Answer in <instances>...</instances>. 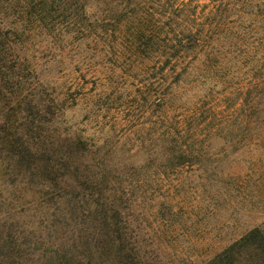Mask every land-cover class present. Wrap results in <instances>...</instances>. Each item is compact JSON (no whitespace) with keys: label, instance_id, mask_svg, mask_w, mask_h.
Listing matches in <instances>:
<instances>
[{"label":"rangeland","instance_id":"1","mask_svg":"<svg viewBox=\"0 0 264 264\" xmlns=\"http://www.w3.org/2000/svg\"><path fill=\"white\" fill-rule=\"evenodd\" d=\"M11 1L0 0V245L13 257L0 264H115L98 259L100 223L61 177L79 163L66 150L76 138L107 161L110 237L152 264H205L249 231L264 234V18L248 47L259 54L221 59L204 86L208 44L171 67L157 49L142 55V31L158 23L146 0H86L82 14L60 8L43 25ZM173 2L189 13L177 32L203 24L205 42H219L227 29L209 28L211 0ZM188 113L186 165L142 172L147 151L164 165L156 139Z\"/></svg>","mask_w":264,"mask_h":264},{"label":"trees","instance_id":"2","mask_svg":"<svg viewBox=\"0 0 264 264\" xmlns=\"http://www.w3.org/2000/svg\"><path fill=\"white\" fill-rule=\"evenodd\" d=\"M57 1L58 0H14L10 3L15 5L17 2V6L20 5L23 10L24 17L31 16L40 25L45 24L48 18H53L51 15L53 11L56 12L61 8L62 12V8L63 11H66V9L70 10L74 7L78 15L79 13L82 14L87 4L86 0H59L60 3L56 5ZM146 1L147 2H143V5L146 6L144 9L145 13H147L146 16H157L158 23L152 27L149 26L146 31H142V45L144 47V49H142V55L150 57L157 49L156 51L159 53L158 57L164 58L162 68L170 66L172 60H175L174 64H172L173 66L175 64H181V61L185 62L187 59L191 60L192 57L193 60H195L200 50L205 52L203 51L204 43L208 44L206 45L208 53L206 54V58L203 62L204 64L198 75V77H201V80H203L199 83L206 86L208 83L203 77H209L211 80L214 73H219L224 70L222 65L226 57L233 56L234 59L244 58L242 60L250 61L251 59H246L250 58L248 56L252 58L253 55L259 54V51L255 50L256 48L251 49L248 47L252 46L250 40L256 35V32H251L253 27L261 23L262 18H264V0H211L214 6V15L210 20L209 18L207 19L209 21V28H211L215 23L214 21L217 20L218 22H224L227 30L223 33L224 35L221 36L219 42L215 39L209 43L205 42L207 37L205 38L204 33L210 31L204 29V27H202L204 26L203 24L194 31L187 30L185 27H182L184 28L183 31L180 30L177 32L175 30L176 26L182 25V21L184 20L183 16L186 17L185 14H189L185 8V3L180 4L179 7H175V5H173V0ZM63 13H60L58 15L59 17L56 18L62 17ZM166 13H168V15ZM1 28L3 27L0 23V48L6 46L5 41H7L5 36L1 34ZM212 34H215V31ZM208 38H213V35ZM248 50L253 51L248 52ZM260 56H264V53ZM164 79H162L163 87L167 89V87H165L166 80ZM182 84V80L177 76L174 84V94L169 96H175V93H177L176 90L181 89ZM185 84L188 86L189 80L185 82ZM161 94H163V99L160 97L159 100L164 101L166 104L167 100L165 99L167 94L164 92L160 93V95ZM194 121L195 115L188 113L185 121L176 123V130L172 136L166 133V135L157 138L156 141L159 142L157 151L160 152L162 156L164 155L167 157V159L164 165H162L158 163L157 156L153 158L154 156L150 155L148 153L149 151H147L146 157H142V172L149 168L159 171L161 169L173 170L184 167L186 165L184 160L188 154L187 143L190 136L189 132ZM93 147L94 145L86 144V142L82 141L80 138H76L73 143H67L66 150L69 154V158L75 161L79 158V163H77V167L73 170L71 175L65 173L62 174L61 177L63 179L65 178L63 182L71 180L74 182V187H79L80 191H71V196L79 200V207L84 213L88 214L90 220L92 219L96 223H100L98 227L100 231L98 230L96 235L100 237V240L95 244L97 249L99 247L102 248L98 250V259L103 262L105 260H113L115 264H152L145 253H142L140 256V252H138V254L136 249H133L132 253L127 251V248L122 245L123 239H121V237H115L114 241L110 237L109 231L112 226L111 210L109 209L110 171L107 168L106 159L96 156L99 149L97 148L95 151H91ZM144 148L145 145L142 144V149ZM68 191L70 190L65 191L66 197ZM72 192H75V194ZM90 210L91 213L89 212ZM93 239L95 240V238ZM113 242L119 245L118 250L115 252L113 250ZM104 254H106L107 257H105L106 255ZM12 257V250L1 244L0 258L10 259ZM69 260L71 263H75L73 258H69ZM205 264H264V234L258 229L249 231L239 241L229 245Z\"/></svg>","mask_w":264,"mask_h":264}]
</instances>
